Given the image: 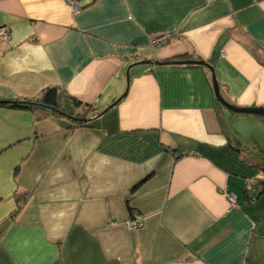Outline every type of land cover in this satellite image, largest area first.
I'll use <instances>...</instances> for the list:
<instances>
[{
    "label": "crops",
    "instance_id": "1",
    "mask_svg": "<svg viewBox=\"0 0 264 264\" xmlns=\"http://www.w3.org/2000/svg\"><path fill=\"white\" fill-rule=\"evenodd\" d=\"M75 2L0 0V99L56 86L96 111L0 104V264H264V191L243 200L264 120L205 64L139 63L200 59L264 106V0Z\"/></svg>",
    "mask_w": 264,
    "mask_h": 264
},
{
    "label": "trees",
    "instance_id": "2",
    "mask_svg": "<svg viewBox=\"0 0 264 264\" xmlns=\"http://www.w3.org/2000/svg\"><path fill=\"white\" fill-rule=\"evenodd\" d=\"M0 104L15 108L30 109L35 112L36 117L41 115L64 117L70 122L78 125L87 122L84 121L83 118L96 114L94 107L89 104L81 103L65 89L56 86L46 87L41 91L40 95L34 98L0 99ZM89 111H92L91 114H87ZM259 183L257 184L259 185ZM135 186H133V188ZM252 187L246 188L244 186L243 200L246 202L255 200L264 191V184H261V189L258 192L255 190V186ZM21 205L22 202L17 206L15 212H17Z\"/></svg>",
    "mask_w": 264,
    "mask_h": 264
},
{
    "label": "water",
    "instance_id": "3",
    "mask_svg": "<svg viewBox=\"0 0 264 264\" xmlns=\"http://www.w3.org/2000/svg\"><path fill=\"white\" fill-rule=\"evenodd\" d=\"M139 63H154V64H205L211 71V81H212V87H213V91H214V95L216 97V99L218 100V102L223 105L226 109L235 112V113H247V114H254L257 116H260L263 120H264V106H239V105H235L230 103L229 101H227L220 90L219 84L215 78V75L213 74L212 70L213 67L211 65H208L207 63H205L204 61L200 60V59H185V60H165V61H158L156 59H146V60H141L139 61ZM128 69L126 70V75L128 78ZM84 121H88L90 120L89 117H85L83 118ZM251 182V181H250ZM258 182L256 181H252L251 184L253 186H256Z\"/></svg>",
    "mask_w": 264,
    "mask_h": 264
},
{
    "label": "built area",
    "instance_id": "4",
    "mask_svg": "<svg viewBox=\"0 0 264 264\" xmlns=\"http://www.w3.org/2000/svg\"><path fill=\"white\" fill-rule=\"evenodd\" d=\"M69 1L71 2V4L73 5L74 8L77 7L75 0H69ZM8 32H9V30L7 29V27L2 26V27L0 28V42L3 43V42L7 39V37H8ZM172 37H173V36H172V33H171V32H166V33H162L160 36L154 38V39L152 40V42H153L154 44H157V45H158V44H160V43H162V42H164V41H166V40H168V39H171ZM194 154H195V150H183V151L180 152V156L194 155ZM250 184H251V182L248 181V182L246 183V186H245V187H246V188L251 187ZM227 197H228V201L230 202L231 205L234 204V203L236 202L235 195H233V194H229ZM132 221H133V223H130V221H128V224L131 225V228L138 227V226L141 224V221H139V220L132 219ZM110 224H114V222L111 221Z\"/></svg>",
    "mask_w": 264,
    "mask_h": 264
},
{
    "label": "rangeland",
    "instance_id": "5",
    "mask_svg": "<svg viewBox=\"0 0 264 264\" xmlns=\"http://www.w3.org/2000/svg\"><path fill=\"white\" fill-rule=\"evenodd\" d=\"M1 28V27H0ZM92 112V111H91ZM91 112L89 111V112H87V114H91ZM93 115H90V116H87V117H89V118H91ZM86 117V118H87ZM260 161H262V164L264 165V157L263 158H260L259 159Z\"/></svg>",
    "mask_w": 264,
    "mask_h": 264
},
{
    "label": "bare ground",
    "instance_id": "6",
    "mask_svg": "<svg viewBox=\"0 0 264 264\" xmlns=\"http://www.w3.org/2000/svg\"><path fill=\"white\" fill-rule=\"evenodd\" d=\"M168 60H179V59H168ZM183 60H185V59H183ZM132 219H135V218H131V219H129L130 223H133ZM128 227H131V225L128 224Z\"/></svg>",
    "mask_w": 264,
    "mask_h": 264
},
{
    "label": "clouds",
    "instance_id": "7",
    "mask_svg": "<svg viewBox=\"0 0 264 264\" xmlns=\"http://www.w3.org/2000/svg\"><path fill=\"white\" fill-rule=\"evenodd\" d=\"M259 182H260V181H259ZM259 182H258V183H259ZM250 185H251V187L253 186L252 184H250ZM245 186H246V184H245Z\"/></svg>",
    "mask_w": 264,
    "mask_h": 264
}]
</instances>
